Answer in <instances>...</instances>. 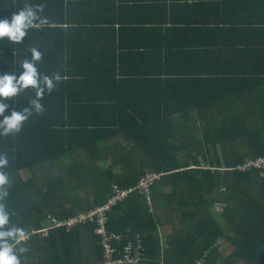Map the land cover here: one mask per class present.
I'll return each instance as SVG.
<instances>
[{
  "label": "trees",
  "instance_id": "16d2710c",
  "mask_svg": "<svg viewBox=\"0 0 264 264\" xmlns=\"http://www.w3.org/2000/svg\"><path fill=\"white\" fill-rule=\"evenodd\" d=\"M26 5L44 22L0 39V75L35 47L60 79L0 135L21 264H104L106 244L113 264H264V167L247 165L264 160V0H0V19Z\"/></svg>",
  "mask_w": 264,
  "mask_h": 264
},
{
  "label": "clouds",
  "instance_id": "9594fccd",
  "mask_svg": "<svg viewBox=\"0 0 264 264\" xmlns=\"http://www.w3.org/2000/svg\"><path fill=\"white\" fill-rule=\"evenodd\" d=\"M43 11V5H26L25 8L12 15L11 19H0V39L7 37L8 40L19 43L23 40L29 28L36 27V21L43 23L38 13ZM31 59H25L21 63L22 72L16 74L7 73L0 75V135L19 133L24 122L29 119L33 112L37 115L42 114L44 106L40 103L45 91L51 93L59 81V74L49 77H41L36 68V63L42 59V53L37 48L30 49ZM35 90V98L30 101V107H25L21 111L11 110L10 114L5 115L9 110L8 99L19 95L26 89ZM9 164L6 154H0V201L7 195V185L9 177L3 171ZM9 224V214L5 205L0 203V264H21L19 256L16 254L15 245L10 241L19 243L27 239V234L22 228H5ZM21 253L26 249L21 248Z\"/></svg>",
  "mask_w": 264,
  "mask_h": 264
},
{
  "label": "built area",
  "instance_id": "2783aa9c",
  "mask_svg": "<svg viewBox=\"0 0 264 264\" xmlns=\"http://www.w3.org/2000/svg\"><path fill=\"white\" fill-rule=\"evenodd\" d=\"M247 165L248 166H253V167H256V168H263L264 167V160L263 159H257L256 161H251ZM154 178H155V176L148 175L146 178H143L145 182L141 183L140 185L142 186L143 189H145L146 186H147V181H152ZM129 191L130 190H128V192ZM121 195H123V194L121 193ZM102 211L103 210H101V209H97L96 211L91 212L88 216H91V215L95 214L96 212H102ZM78 217H79L80 220H82V219H84L85 216L79 215ZM96 232L100 233V234H103V230L102 229H97ZM104 243H106V240H104ZM105 246H106V257L108 258V260L105 261L104 264H113V261L111 259H109L110 258V254H111V252L113 250L107 244ZM135 262H136V260H133L131 257L125 256L123 261L118 260L116 263H119V264H124V263L131 264V263H135Z\"/></svg>",
  "mask_w": 264,
  "mask_h": 264
},
{
  "label": "rangeland",
  "instance_id": "374dc122",
  "mask_svg": "<svg viewBox=\"0 0 264 264\" xmlns=\"http://www.w3.org/2000/svg\"><path fill=\"white\" fill-rule=\"evenodd\" d=\"M31 174H32V173L29 172V171H23V172L21 173V175L23 176V178H25V177H29V176H31ZM218 211H219V210H218ZM222 244H223V247L220 248L219 253H220L222 256H226L227 254L230 253L229 249H230L231 247H230V245H229L227 242H223ZM103 262H105V260H104Z\"/></svg>",
  "mask_w": 264,
  "mask_h": 264
}]
</instances>
